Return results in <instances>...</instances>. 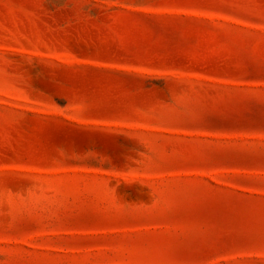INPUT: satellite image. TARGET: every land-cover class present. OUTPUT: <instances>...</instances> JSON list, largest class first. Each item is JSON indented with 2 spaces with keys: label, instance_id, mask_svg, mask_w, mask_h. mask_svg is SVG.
I'll list each match as a JSON object with an SVG mask.
<instances>
[{
  "label": "rangeland",
  "instance_id": "rangeland-1",
  "mask_svg": "<svg viewBox=\"0 0 264 264\" xmlns=\"http://www.w3.org/2000/svg\"><path fill=\"white\" fill-rule=\"evenodd\" d=\"M0 264H264V0H0Z\"/></svg>",
  "mask_w": 264,
  "mask_h": 264
}]
</instances>
